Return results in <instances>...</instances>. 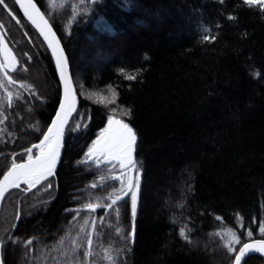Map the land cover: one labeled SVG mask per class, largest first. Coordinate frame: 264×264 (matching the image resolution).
I'll return each instance as SVG.
<instances>
[{
  "label": "trees",
  "instance_id": "obj_1",
  "mask_svg": "<svg viewBox=\"0 0 264 264\" xmlns=\"http://www.w3.org/2000/svg\"><path fill=\"white\" fill-rule=\"evenodd\" d=\"M34 1L69 58L78 108L90 109L92 120L87 131H66L51 190L40 186L6 196L0 212L5 264H67L64 249L70 254L73 240L83 246L81 252L87 247L86 235L79 231L85 221L95 264H106L104 249L125 246L116 228L131 231L130 198L119 205V221L103 207L93 214L82 211L75 221L76 213L65 212L89 203L103 206L109 203L107 194L120 186L108 178L119 173L89 164L84 155L114 106L118 116L132 108L129 122L140 137L137 159L143 162L135 241L128 242L130 252H121V264H231L233 255L217 233L232 228L239 234L251 225L254 238H260L258 224L264 219V17L242 0H225L223 5L218 0H102L95 5L92 0ZM5 3L11 14L0 6V35L20 62L13 73L18 83L9 90L15 93L20 83H27L37 93L33 98L20 89L24 98L4 112L8 119L0 125V152L10 154L38 141L30 126L38 122L46 129L60 83L41 38L13 0ZM228 14L237 20H227ZM201 23L219 33L215 42H201ZM79 47L86 57L96 51L114 55L100 69H82L77 64ZM121 68L126 74H142L129 82ZM113 99L115 105L109 103ZM79 119H71L70 126ZM10 159L0 157V174ZM101 177H106L103 184ZM93 183L99 186L94 189ZM167 196L171 206L162 202ZM100 217H106L103 223ZM181 228L191 243L181 238ZM9 237L20 243H11ZM32 237L36 239L26 248L23 242ZM242 239L246 242V235ZM195 240L208 245L203 253L189 247ZM243 264H264V259L251 256Z\"/></svg>",
  "mask_w": 264,
  "mask_h": 264
},
{
  "label": "snow or ice",
  "instance_id": "obj_2",
  "mask_svg": "<svg viewBox=\"0 0 264 264\" xmlns=\"http://www.w3.org/2000/svg\"><path fill=\"white\" fill-rule=\"evenodd\" d=\"M15 3L23 10L24 16L31 23L32 26L38 31L39 35L43 37V41L46 42L47 48L51 50L52 56L55 58V66L59 75V82L62 84V96L59 99L58 109L55 111V116L51 119V122L45 128L39 126L38 122L35 125L30 126L34 133L39 134L38 143H33L29 147L23 148L20 152H12L6 154L0 152V157H3L5 161H8V156H11L10 162H8L6 170L0 174V203L6 199V193L11 194V190H20L22 194L30 193L33 189H36L38 185L43 186V190L48 192L53 188L52 181L57 176V165L61 161V150L65 147V134L72 132H79L81 127L84 131L88 130V127L92 120V114L90 109H85L81 112L78 108V100L76 92L74 91L71 76L69 75V58L65 54V49L61 46L60 39H58L56 33L53 31L52 24L46 18L45 12L41 11L37 3L34 0H15ZM102 3V0H92V4ZM127 3V0H125ZM218 3L223 5L225 0H218ZM242 5L247 6L249 9H255L259 14L264 17V0H242ZM0 6L7 9L11 14V9L5 0H0ZM239 7V5H238ZM227 20L236 21L237 17L228 14ZM19 23V21H17ZM222 25L217 22L215 24L216 29H220ZM198 31L201 33L202 43H213L218 38V32L213 34L210 26L199 24ZM247 36V33H244ZM29 61L32 57L27 53H24ZM147 60V55L145 56ZM20 62L17 56L12 50L6 46L3 36L0 35V91L4 93V98L0 100V125H3L8 119L4 112L12 108L15 100H22L23 93L20 89L28 91L30 95L35 98L37 93L33 89V86L27 83H20L19 88L15 93L10 91L11 86L17 85L18 81L13 78V73L18 71V64ZM25 70H27L25 68ZM120 73L124 75V78L129 81H137L142 74L141 70H138L136 74H126L125 69L121 68ZM256 78L260 77V73L253 74ZM112 87V86H109ZM118 97V93H114ZM109 103L115 105L116 101L113 99ZM117 108L114 106L107 114L106 123L103 128H100L95 139H93L87 147L85 157L89 164H94L97 168L106 167L109 168L110 173H119L118 175L110 176L113 183L118 182L119 188H113L111 192L107 194V200L109 203L101 206L100 204L89 203L83 208L66 209V213H76L73 216V221L79 217L82 211H87L89 214L95 213L102 207L115 213L116 220L119 221L121 211L119 205L127 204L128 198H130L131 204V217L132 225L131 231L125 234L124 229L117 227L116 232L123 236L125 246L123 248H113L109 246L104 249L103 260L106 264H121L119 256L121 252L125 255L131 251L129 247V241L134 243L135 241V221L137 217L138 199L141 189V180L143 175V162L137 159V155L140 150V137L137 130L129 122L132 118V108L127 107L122 110V115H116ZM80 119L75 123V127L70 126V118L75 119V116ZM87 115V123L84 122V118ZM127 117L128 119H125ZM12 134L9 133V136ZM101 184H103L106 177H101ZM22 185L26 187H21ZM99 185L93 183L92 188H97ZM36 207V205H33ZM264 208V205H262ZM111 214L110 212L108 213ZM239 216V213H237ZM21 213H16V219L19 220ZM106 217H100L101 223L104 222ZM217 219H221L217 217ZM240 227L243 228V217H240ZM93 231L97 227L96 219H91ZM72 223L71 221L69 222ZM88 221H85V225L79 227L80 233H84L87 238V247L83 248L82 245L76 240H73L71 253H68L67 249H64V253L67 257V264H95L93 257L96 253L92 249L93 240L92 233L86 231V225ZM252 223H256L255 217L252 218ZM16 225H12L15 228ZM111 227V225H109ZM259 239L254 238V230L251 225L248 226L246 232L237 233L232 228L223 229L218 232L217 235L223 242V248L227 250L230 255L234 256L233 264H243L246 257L253 252H259L264 254V219H261L258 224ZM68 233H66V236ZM247 237V242L242 239V236ZM181 238L188 243H191L189 235L185 233V229L180 230ZM11 243H20V239H12L9 237ZM36 237L29 238L24 241V246L30 248ZM65 237H61L58 243L62 246ZM6 242L0 238V264H5L4 249Z\"/></svg>",
  "mask_w": 264,
  "mask_h": 264
},
{
  "label": "rangeland",
  "instance_id": "obj_3",
  "mask_svg": "<svg viewBox=\"0 0 264 264\" xmlns=\"http://www.w3.org/2000/svg\"><path fill=\"white\" fill-rule=\"evenodd\" d=\"M123 51L122 47L117 49L118 54H121V52ZM114 52H110V53H106L105 51L103 52H95L92 54L91 57H86V52L83 51V47H79V50L77 52V56H78V60H77V64L83 69V68H88V67H92L93 70L96 69H100L101 65H103L110 56H113ZM45 89L44 85H43V90ZM170 201V196H167V198H162V202L164 203V205L166 206H171L172 204L169 202ZM208 246V245H207ZM204 245V243L199 242L197 240L193 241V243L191 245H189V247L192 250H195L196 252H202L205 251L204 249H207L205 247H207ZM202 247V248H201ZM205 253V252H204ZM209 255V254H208ZM214 256V255H212ZM211 258V257H210ZM211 260V259H210ZM213 261V260H211Z\"/></svg>",
  "mask_w": 264,
  "mask_h": 264
},
{
  "label": "water",
  "instance_id": "obj_4",
  "mask_svg": "<svg viewBox=\"0 0 264 264\" xmlns=\"http://www.w3.org/2000/svg\"><path fill=\"white\" fill-rule=\"evenodd\" d=\"M14 1V3H15V0H13ZM35 2V1H34ZM16 4V3H15ZM16 6H17V8H18V10L20 11V13H21V15H22V17L31 25V23L27 20V18L24 16V13H23V10L20 8V6L18 5V4H16ZM32 26V25H31ZM32 28L36 31V33L39 35V33H38V31L34 28V26H32ZM53 31H54V29H53ZM55 32V31H54ZM57 35V34H56ZM39 37L42 39V41H43V37L42 36H40L39 35ZM58 37V36H57ZM59 39V38H58ZM44 42V41H43ZM61 42V41H60ZM44 44H45V46L47 47V44H46V42H44ZM61 46H62V44H61ZM63 47V46H62ZM48 49V51L50 52V55H51V57H52V60H53V63H54V67H55V70H56V66H55V58L52 56V53H51V50L49 49V48H47ZM66 54V53H65ZM56 73H57V76H58V80H59V75H58V72H57V70H56ZM69 75H70V67H69ZM71 76V75H70ZM71 80H72V78H71ZM60 83V82H59ZM72 85H73V81H72ZM73 88H74V86H73ZM75 91V90H74ZM62 96V84L60 83V97ZM60 97H59V99H60ZM77 100H78V97H77ZM58 104H59V100H58V103H57V107H56V109H55V111L58 109ZM55 111H54V113H53V115H52V118L55 116ZM51 118V119H52ZM71 119V118H70ZM50 122H51V120H50ZM38 143V142H37ZM62 155H63V149L61 150V158H62ZM60 163V162H59ZM59 163H58V165H57V168H58V166H59ZM39 186V185H38ZM6 195H7V193H6ZM3 203V202H2ZM2 203H0V210H1V206H2ZM251 256H260V257H262L263 259H264V254H261V253H259V252H253V253H250L247 257H246V259L248 258V257H251ZM233 261H234V258H233V260H232V264H233ZM244 263V262H243Z\"/></svg>",
  "mask_w": 264,
  "mask_h": 264
}]
</instances>
